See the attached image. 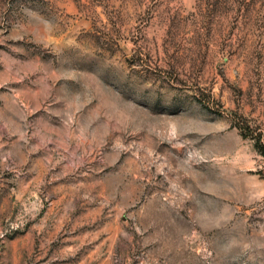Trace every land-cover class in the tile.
<instances>
[{"label":"rangeland","instance_id":"1","mask_svg":"<svg viewBox=\"0 0 264 264\" xmlns=\"http://www.w3.org/2000/svg\"><path fill=\"white\" fill-rule=\"evenodd\" d=\"M258 139L264 0H0V264H264Z\"/></svg>","mask_w":264,"mask_h":264},{"label":"trees","instance_id":"2","mask_svg":"<svg viewBox=\"0 0 264 264\" xmlns=\"http://www.w3.org/2000/svg\"><path fill=\"white\" fill-rule=\"evenodd\" d=\"M256 147L258 152L264 157V143L262 142L261 139H258V141L256 142Z\"/></svg>","mask_w":264,"mask_h":264}]
</instances>
